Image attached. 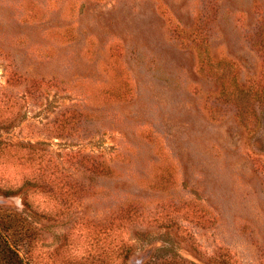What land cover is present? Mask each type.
I'll return each mask as SVG.
<instances>
[{"label": "rangeland", "instance_id": "rangeland-1", "mask_svg": "<svg viewBox=\"0 0 264 264\" xmlns=\"http://www.w3.org/2000/svg\"><path fill=\"white\" fill-rule=\"evenodd\" d=\"M29 143L32 163L6 161ZM128 204L131 262L168 243L264 264V0H0V213L31 233L20 253L84 264Z\"/></svg>", "mask_w": 264, "mask_h": 264}, {"label": "trees", "instance_id": "trees-1", "mask_svg": "<svg viewBox=\"0 0 264 264\" xmlns=\"http://www.w3.org/2000/svg\"><path fill=\"white\" fill-rule=\"evenodd\" d=\"M239 107L242 108V106ZM11 120L12 118H5L6 123H9ZM21 150L22 152L19 154L18 152ZM47 152V150L43 149L39 157L42 155L45 156ZM66 154L74 158L80 153L79 151H70ZM85 155L81 157L80 161L76 162L77 166H79L77 170L84 173V177L88 179L90 177L92 178L94 176L106 174L104 161L103 163L96 162ZM4 156L6 157L7 162H9V159L15 158L14 163H16V160H20L21 163H32L34 156H36V150L29 143L28 145L24 146V148H14L12 150L6 151ZM62 168L51 170V174L66 175L67 177L65 176L64 179L68 178L72 171H68L66 168L63 170ZM33 176L34 172H30L27 177H24L19 189L23 188L26 184H29ZM41 180L45 183V179L43 180L41 178ZM71 187L72 185L70 182H68L66 191L69 193L72 192L69 191ZM50 188L51 187H48L45 192H50ZM16 216L17 215H11V213H7L5 215L0 213V264H29V256L26 255V257H24L20 253L19 249L22 247L25 250L24 254L29 252L32 247V242L30 240H22L24 237H30L31 233H28L27 228H23L17 219L19 217ZM144 220V215L141 212L134 210V208L129 204L124 207L120 206L108 219H105V217L101 218L94 231L93 239L95 240V253L93 254L91 260L84 264H188L176 256V250L172 246L169 247L168 243H160L159 246L154 248V250L160 254L154 257L152 256V258L147 260L140 258L135 259L134 262H131L130 257L132 253V247L134 245V240L132 237L137 236L139 231L144 232L145 230L143 228L142 230L138 229L135 224L141 223ZM168 227L170 226L167 225L166 228ZM54 264L80 263L73 262L66 257H60V259H55ZM222 264L227 263L223 262Z\"/></svg>", "mask_w": 264, "mask_h": 264}]
</instances>
